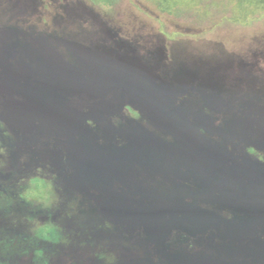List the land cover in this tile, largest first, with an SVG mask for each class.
<instances>
[{
	"label": "rangeland",
	"instance_id": "1",
	"mask_svg": "<svg viewBox=\"0 0 264 264\" xmlns=\"http://www.w3.org/2000/svg\"><path fill=\"white\" fill-rule=\"evenodd\" d=\"M169 1L0 0V260L264 264V0Z\"/></svg>",
	"mask_w": 264,
	"mask_h": 264
},
{
	"label": "trees",
	"instance_id": "2",
	"mask_svg": "<svg viewBox=\"0 0 264 264\" xmlns=\"http://www.w3.org/2000/svg\"><path fill=\"white\" fill-rule=\"evenodd\" d=\"M152 1H154V0H152ZM158 1H160V2H162L163 3V5H164V9H166V10H169V11H172V9L174 8V7H177V3H175V2H172V4H171V2L169 1L168 2V0H158ZM34 181H35V183H34ZM32 183H33V186H32V188H31V191H33V192H35V193H37V194H39V193H41L43 190H45L46 189V187H47V183L45 182V180L44 179H42V178H34L33 180H32ZM49 184V183H48ZM54 199H55V197H56V193L54 192ZM33 201H40L39 199H37V198H33L32 199ZM41 202V201H40ZM56 225V224H55ZM48 226H50V225H45V226H43L41 229H43V228H46V227H48ZM57 226V227H56ZM56 226H54V232H52V233H48V237H50V238H48V240H54V239H57L58 238V236H59V231L58 230H61V228H59V226L58 225H56ZM55 228H57V230L55 229ZM41 229H40V235H43V236H45L42 232H41ZM36 258H37V260L39 261V263H41V264H48V260L45 258V254H44V252H42V250H38L37 252H36V256H35ZM0 264H10V263H8V262H6V261H4V260H0Z\"/></svg>",
	"mask_w": 264,
	"mask_h": 264
},
{
	"label": "clouds",
	"instance_id": "3",
	"mask_svg": "<svg viewBox=\"0 0 264 264\" xmlns=\"http://www.w3.org/2000/svg\"><path fill=\"white\" fill-rule=\"evenodd\" d=\"M34 183H35V181H34ZM24 195H25V198H27L29 200H32L33 198H37L45 205V207H48L53 202V198H54L55 194L53 191V185L51 183H49V184H47L46 189L43 190L39 194L30 190V191L26 192ZM41 232L45 235L46 238H50V237H48V233L54 232V229L51 226H48L46 228L41 229Z\"/></svg>",
	"mask_w": 264,
	"mask_h": 264
}]
</instances>
